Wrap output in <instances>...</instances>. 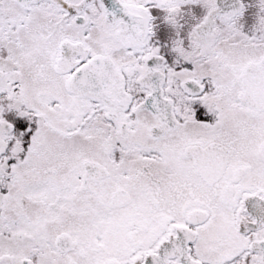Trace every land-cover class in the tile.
I'll return each instance as SVG.
<instances>
[{"label":"snow or ice","instance_id":"6c2138e0","mask_svg":"<svg viewBox=\"0 0 264 264\" xmlns=\"http://www.w3.org/2000/svg\"><path fill=\"white\" fill-rule=\"evenodd\" d=\"M0 264H264V0H0Z\"/></svg>","mask_w":264,"mask_h":264}]
</instances>
